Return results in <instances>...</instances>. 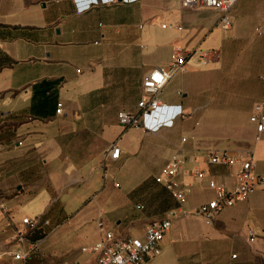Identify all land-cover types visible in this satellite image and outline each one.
Wrapping results in <instances>:
<instances>
[{
    "label": "crops",
    "instance_id": "crops-1",
    "mask_svg": "<svg viewBox=\"0 0 264 264\" xmlns=\"http://www.w3.org/2000/svg\"><path fill=\"white\" fill-rule=\"evenodd\" d=\"M232 16L222 29L218 11L183 9L179 0L80 8L74 0H0V245L23 217H39L48 220L39 246L60 234L73 242L71 262L92 264L95 255L82 248L100 238L99 220L115 235L140 236L175 208L187 214L146 264H264V188L211 219L194 213L214 197L209 181L232 186L240 166L208 163L207 149L241 160L250 148L254 171L264 175V128L249 119L252 98L264 114V0H238ZM247 27L256 35L244 41ZM175 47L185 63L157 97L182 114L154 132L123 128L118 112L136 109L143 79L167 69ZM202 50L213 56L202 61ZM114 141L120 151L112 159ZM181 147L193 157L185 168L204 177L182 176L192 186L178 204L154 177ZM40 250L27 264L64 261ZM0 264L20 263L4 255Z\"/></svg>",
    "mask_w": 264,
    "mask_h": 264
},
{
    "label": "built area",
    "instance_id": "built-area-1",
    "mask_svg": "<svg viewBox=\"0 0 264 264\" xmlns=\"http://www.w3.org/2000/svg\"><path fill=\"white\" fill-rule=\"evenodd\" d=\"M78 8L88 6L92 3L110 2L115 0H74ZM125 2L133 0H122ZM238 0H179L183 9H196L200 7L212 8L219 12L217 26L228 29L232 25V9ZM164 25V24H163ZM202 61H207L213 56L212 51L202 50L199 54ZM185 57L180 47H175L172 59L167 69L161 67L153 68L142 81L144 95L139 99L136 109L133 111L121 110L117 114L118 123L123 128L142 127L148 131H157L160 127H171L174 120L182 114L181 105H170L162 103L157 97L161 88L167 83L172 75L180 70L185 63ZM61 112L60 104L56 109ZM250 121L255 123L256 130L264 128V114L262 104L253 105L249 116ZM185 140V137L182 138ZM119 147L116 141L112 142L107 149L106 155L115 159L119 155ZM207 162L210 164H228L232 161H240V166L235 174V183L226 186L215 180L209 181V186L214 189V197L196 206L194 213L211 219L222 209L243 201L257 188H264V175L254 171L253 152L250 148L244 150L242 158L232 156L224 149H207L205 152ZM193 157L186 155L181 148L173 155L160 172L154 177L169 195L178 204H181L186 194L191 190V183L186 182L182 176L191 174L195 179L201 180L204 172L196 167L188 171L185 162ZM181 176V177H180ZM187 212L183 209H168L161 218L146 223L140 236L129 234L115 235L111 230L104 229L102 221L97 222L100 238L92 245L83 247L82 251L95 255L92 264H146L149 259L158 256L161 251V241L170 230L174 219L183 217ZM48 220L39 217L25 216L21 219L23 228H15L6 242L0 245V258L10 255L20 264H27L32 254H41L40 238L33 239L41 226L47 224ZM254 232L248 231V240L253 241ZM235 257V254H232ZM55 264H76L71 261H62Z\"/></svg>",
    "mask_w": 264,
    "mask_h": 264
},
{
    "label": "rangeland",
    "instance_id": "rangeland-1",
    "mask_svg": "<svg viewBox=\"0 0 264 264\" xmlns=\"http://www.w3.org/2000/svg\"><path fill=\"white\" fill-rule=\"evenodd\" d=\"M246 2H248L249 4L251 3L254 4L255 0H246ZM246 30L248 32V35H243L244 41L247 38L250 40L252 36L256 35L255 33L252 34L248 27L246 28ZM244 45L247 46L248 44L245 43ZM260 75H261L260 81L264 82V75L262 73ZM258 101H260V99L252 98L251 100L252 106L255 102H258ZM66 241L63 239V236L58 234V235H55L52 239H50L48 243L47 242L45 244L42 243L40 248L42 249V251L45 252V254L49 253V255L52 256L53 259H58V260L63 259L64 261L66 260L71 261L72 256L71 254L66 252L67 251L66 249L73 242H68V240ZM55 263H59V261Z\"/></svg>",
    "mask_w": 264,
    "mask_h": 264
},
{
    "label": "trees",
    "instance_id": "trees-1",
    "mask_svg": "<svg viewBox=\"0 0 264 264\" xmlns=\"http://www.w3.org/2000/svg\"><path fill=\"white\" fill-rule=\"evenodd\" d=\"M42 236H43V234L42 233H38V231H37L34 235H32V238L36 239V238H41Z\"/></svg>",
    "mask_w": 264,
    "mask_h": 264
}]
</instances>
